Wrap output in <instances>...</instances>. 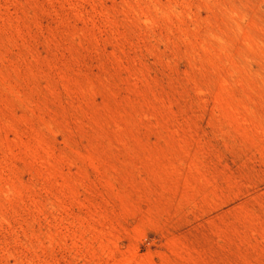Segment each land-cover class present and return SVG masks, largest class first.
<instances>
[{
	"label": "rangeland",
	"instance_id": "obj_1",
	"mask_svg": "<svg viewBox=\"0 0 264 264\" xmlns=\"http://www.w3.org/2000/svg\"><path fill=\"white\" fill-rule=\"evenodd\" d=\"M0 264H264V0H0Z\"/></svg>",
	"mask_w": 264,
	"mask_h": 264
}]
</instances>
